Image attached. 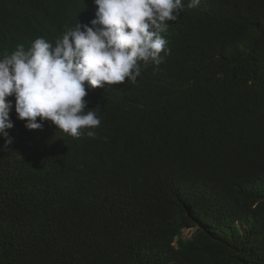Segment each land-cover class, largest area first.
<instances>
[{
  "label": "trees",
  "instance_id": "obj_1",
  "mask_svg": "<svg viewBox=\"0 0 264 264\" xmlns=\"http://www.w3.org/2000/svg\"><path fill=\"white\" fill-rule=\"evenodd\" d=\"M189 2L167 22L162 63L88 90L99 127L29 130L13 107L0 264H264V0ZM94 12L0 0V57Z\"/></svg>",
  "mask_w": 264,
  "mask_h": 264
},
{
  "label": "clouds",
  "instance_id": "obj_2",
  "mask_svg": "<svg viewBox=\"0 0 264 264\" xmlns=\"http://www.w3.org/2000/svg\"><path fill=\"white\" fill-rule=\"evenodd\" d=\"M199 2L190 0L187 6ZM93 4L89 23L79 21L54 41L38 37L27 48L18 44L0 57V137L5 147L13 143L8 131L14 127L13 107L29 130H40L50 121L78 138L82 129L99 127L97 114L85 111L88 90L135 83L141 75L138 62L162 63L168 43L162 34L185 6L184 0H93Z\"/></svg>",
  "mask_w": 264,
  "mask_h": 264
},
{
  "label": "rangeland",
  "instance_id": "obj_3",
  "mask_svg": "<svg viewBox=\"0 0 264 264\" xmlns=\"http://www.w3.org/2000/svg\"><path fill=\"white\" fill-rule=\"evenodd\" d=\"M192 233H193L192 230H186V231H185V236H186V237H191Z\"/></svg>",
  "mask_w": 264,
  "mask_h": 264
}]
</instances>
